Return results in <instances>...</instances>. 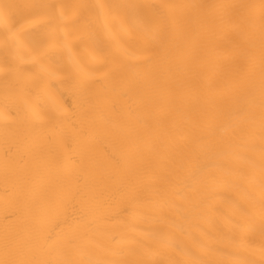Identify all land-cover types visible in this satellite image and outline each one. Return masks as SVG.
Returning <instances> with one entry per match:
<instances>
[{
    "label": "bare ground",
    "instance_id": "1",
    "mask_svg": "<svg viewBox=\"0 0 264 264\" xmlns=\"http://www.w3.org/2000/svg\"><path fill=\"white\" fill-rule=\"evenodd\" d=\"M19 2L156 7H145L140 14L135 9L117 10L118 16L107 17L97 9H66L64 21L36 17L35 38L55 29L57 35L66 34L71 46V56L65 52L57 61L71 71L47 77L53 86L39 94L28 88L25 78L6 75L0 54V256L6 234L23 243L37 235L67 241L80 233L87 209L79 199L67 198L52 207L61 188L71 185L95 194L103 205L99 213H91L98 217L96 233L90 245L59 244L43 259L147 258L105 255V250L126 246L120 243L121 237L142 240L143 233L161 227L159 216L140 219L121 194L120 185L109 178L118 163L138 173L125 180L136 186L141 200L158 183L174 198L177 193L183 195L194 222L210 220L224 227L227 218L237 215V206L245 204L248 192L259 195L258 139L255 151L242 146L213 160L211 167L199 150V138L209 135L236 106L242 89L238 69L248 31L242 10H230L222 24L203 28L193 40L173 21L194 10L159 7L258 4L259 0ZM145 18L156 25L166 21L167 30L153 31L145 38ZM117 41L138 58L129 61L120 55ZM103 54H110L115 64L99 63ZM125 63H132L136 71H121L118 66ZM162 84L170 87L161 89ZM224 94L228 96L224 113L214 111ZM85 95L94 98L92 127L82 118ZM53 107L62 109L61 130L57 142L49 146L40 135L36 113ZM125 126L138 130L134 153ZM256 126L258 130V108ZM103 128L110 132L101 134L98 130ZM37 143L43 145L40 151L35 150ZM238 258L245 256L241 252Z\"/></svg>",
    "mask_w": 264,
    "mask_h": 264
},
{
    "label": "snow or ice",
    "instance_id": "2",
    "mask_svg": "<svg viewBox=\"0 0 264 264\" xmlns=\"http://www.w3.org/2000/svg\"><path fill=\"white\" fill-rule=\"evenodd\" d=\"M145 5H60L19 2V0H0V54L3 57L5 73L14 74L18 79L25 78L28 88L35 94L52 85L47 77L55 78L61 71H71L61 67L57 61L65 52L71 56V46L65 33L57 35L55 29L37 39L33 36L32 25L38 16L64 21L67 19L66 9H97L101 15H119L117 10L135 9L137 14ZM169 10L191 9L193 13L174 23L181 31L196 40L200 31L213 24H222L230 10H242V19L248 31L245 36L243 63L238 69L242 74L243 84L235 107L225 113V118L209 135L199 138L200 153L212 161L229 153H235L244 146L255 151L259 142V195L255 191L247 194L246 202L237 206V215L227 218L221 227L208 220L194 222V217L182 194L170 196L159 184H155L147 196L141 200L135 185L126 182V176H137L138 173L118 163L109 178L120 185V192L129 202L130 207L140 214V219L151 220L160 217L161 227L153 232L143 233L142 240L121 237L120 243L126 245L116 251L105 250V255L147 257L136 259L89 258L87 260L65 259L52 261L42 256L56 245L65 244L71 248L90 245L96 233L98 217H92L93 211L99 213L102 204L95 194L66 185L53 200L57 202L67 198L79 199L87 211L83 219V230L70 240H53L52 236L41 238L37 235L26 242L13 240L7 234L3 239L0 264H264V0L258 4H199V5H161ZM144 37L149 38L153 31H165V21L156 25L151 18H145ZM122 23V21H121ZM238 28V25L236 26ZM120 55L134 61L138 57L117 41ZM99 63L107 67L115 64L110 54H103ZM119 69L134 72L132 63L120 64ZM28 69H31L29 71ZM258 70V71H257ZM79 71V69L77 70ZM170 87L160 85L161 89ZM233 92L237 89L233 88ZM258 93V95H257ZM228 96L222 95L214 106V111L224 113ZM82 118L92 127L91 115L94 111V98L85 95L82 102ZM258 108V130L256 126ZM62 109L53 107L50 110L36 113V121L40 126L43 141L54 145L61 130ZM132 153L137 148L138 130L125 126L123 129ZM108 134L109 129L98 130ZM230 132V134H229ZM40 151L42 144L34 145ZM115 239V237H111ZM241 252L245 258H238ZM256 257H259L257 259Z\"/></svg>",
    "mask_w": 264,
    "mask_h": 264
}]
</instances>
